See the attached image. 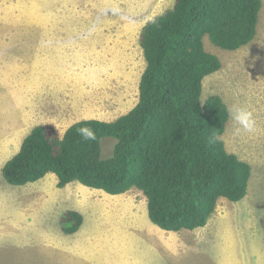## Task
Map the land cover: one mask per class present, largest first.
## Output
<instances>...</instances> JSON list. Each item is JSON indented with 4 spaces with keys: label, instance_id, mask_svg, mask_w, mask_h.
I'll return each mask as SVG.
<instances>
[{
    "label": "rangeland",
    "instance_id": "rangeland-1",
    "mask_svg": "<svg viewBox=\"0 0 264 264\" xmlns=\"http://www.w3.org/2000/svg\"><path fill=\"white\" fill-rule=\"evenodd\" d=\"M174 3L0 0V67L4 64L14 75L17 71L18 77L6 73L4 84L11 89L28 86L35 67L37 77L47 72L49 84L55 87L85 90V118L114 121L139 100L146 68L140 45L142 29ZM262 3L258 33L248 46L227 51L205 38L206 50L222 61V68L205 78L202 101L218 95L228 108L238 105L255 121L253 131H237L230 117L223 136L227 150L252 167L245 199L236 203L221 199L207 227L169 232L151 222L147 208L145 219L130 209L131 203L145 204L147 198L138 189L116 202L110 198L121 195L73 182L109 199L101 197V202L83 207L87 208V227L80 234H67L61 218L78 205L63 200H71L73 195L41 203L39 193L28 191L33 183L12 186L0 172V264H264V0ZM14 105L7 99L0 103V112L7 116ZM2 119L0 115V127ZM115 143L114 138L103 139V159L112 157ZM49 194L54 199L57 195L55 191ZM156 230L165 239L190 236L179 246L168 241L162 244L155 238L159 235ZM95 231L101 232L89 236Z\"/></svg>",
    "mask_w": 264,
    "mask_h": 264
},
{
    "label": "trees",
    "instance_id": "trees-1",
    "mask_svg": "<svg viewBox=\"0 0 264 264\" xmlns=\"http://www.w3.org/2000/svg\"><path fill=\"white\" fill-rule=\"evenodd\" d=\"M262 0H175L174 6L142 29L146 68L138 104L114 121L84 119L63 136L52 124L38 125L3 168L12 186L55 174L58 188L78 182L110 195L138 189L147 198L149 219L169 232L204 228L219 201L246 198L252 167L227 150L223 136L230 120L218 95L202 101L204 80L222 68L205 38L227 51L251 44ZM97 136L85 141L77 129ZM215 134V143L210 138ZM114 138V152L102 158V141ZM77 211L63 214L67 234L83 225Z\"/></svg>",
    "mask_w": 264,
    "mask_h": 264
},
{
    "label": "crops",
    "instance_id": "crops-1",
    "mask_svg": "<svg viewBox=\"0 0 264 264\" xmlns=\"http://www.w3.org/2000/svg\"><path fill=\"white\" fill-rule=\"evenodd\" d=\"M36 70L37 68L35 67L31 70L28 86L23 87L20 85H14L11 89L10 87L7 88V86H5L4 81L7 80L6 73L14 75L12 74L14 71L5 70L4 64L0 67V103H5L7 99L9 101H14L15 103L13 110L10 108L7 116L0 112V115L3 118L1 123L2 127H0V172H2V174L5 164L20 151L23 140L34 127L38 125L52 124L57 128L59 134L63 136L71 125L87 119L85 118V90H82L81 92L80 87H77V90L69 86L55 87L53 84H49V81L46 78L47 72L42 71V74H40L38 78L37 75L39 73ZM16 72L17 71H15V75ZM15 75L14 78H18ZM1 82H3V84ZM22 87L24 89H22ZM19 96H21L20 100H18ZM57 185L58 179H55L52 175L48 174L40 181L31 184L28 191L33 192L36 196H38L37 193H39L40 196L38 197L40 198V202L43 203L45 201L46 204L55 203V201L58 202V199L62 196L73 195V199L63 201H73L78 207L75 206L74 210H66L63 214L68 211H77L83 215V225L80 230L75 233L80 234L85 227H87V208L83 210V207L92 203V201L101 202V197L105 198V200L109 198H106L108 196L103 195L100 191H92L76 184H69L62 189L58 188ZM54 191L57 193L55 199L54 195L49 194V192L53 193ZM129 192L122 194L121 198H117L116 196L115 198L110 199L116 202L123 201V199H125L124 195ZM79 196H85L87 198H80ZM144 203V205L142 204L143 206L141 205L142 207L131 203L132 206L130 207V209L135 211V214L139 215L142 219H145L146 217L144 215L145 208H147V199ZM198 231L197 233H199ZM97 232L101 231L92 232L89 236H94ZM154 232H157L155 233L156 235L159 234L158 236H155L159 243L168 241L173 244L176 243V246H179L182 242L186 241V238L188 237L187 235H189L187 233V235L165 239L164 237H160L161 235L158 230ZM81 239L83 240V238Z\"/></svg>",
    "mask_w": 264,
    "mask_h": 264
},
{
    "label": "clouds",
    "instance_id": "clouds-1",
    "mask_svg": "<svg viewBox=\"0 0 264 264\" xmlns=\"http://www.w3.org/2000/svg\"><path fill=\"white\" fill-rule=\"evenodd\" d=\"M228 114L234 123L238 126L237 131L243 128L245 131H253L255 121L252 119V114L238 105H231L228 109ZM77 134L85 141H94L97 139L96 133L90 127H81L77 129ZM217 137L215 134L210 138V143H215Z\"/></svg>",
    "mask_w": 264,
    "mask_h": 264
},
{
    "label": "bare ground",
    "instance_id": "bare-ground-1",
    "mask_svg": "<svg viewBox=\"0 0 264 264\" xmlns=\"http://www.w3.org/2000/svg\"><path fill=\"white\" fill-rule=\"evenodd\" d=\"M46 102V101H45Z\"/></svg>",
    "mask_w": 264,
    "mask_h": 264
}]
</instances>
